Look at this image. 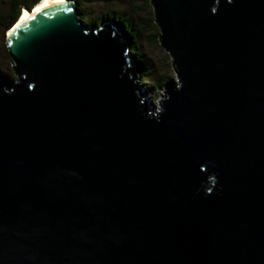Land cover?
I'll use <instances>...</instances> for the list:
<instances>
[{"label": "water", "instance_id": "water-1", "mask_svg": "<svg viewBox=\"0 0 264 264\" xmlns=\"http://www.w3.org/2000/svg\"><path fill=\"white\" fill-rule=\"evenodd\" d=\"M149 1L158 108L76 2L7 30L0 264H264V0Z\"/></svg>", "mask_w": 264, "mask_h": 264}, {"label": "trees", "instance_id": "trees-1", "mask_svg": "<svg viewBox=\"0 0 264 264\" xmlns=\"http://www.w3.org/2000/svg\"><path fill=\"white\" fill-rule=\"evenodd\" d=\"M40 1L6 0L5 9L0 13L1 32L5 34L20 18L23 10H32ZM72 1L77 3L78 15L87 26L99 28L105 23L113 25L127 45L131 59L142 81L151 85L150 88H162L167 82L172 81L171 77L168 76L154 78V65L140 51L142 41L160 47L158 44L159 29L154 24L153 10L149 0H132L126 9H112L95 17L86 13V4L89 0ZM138 3H141V6H137ZM4 50L9 57L5 45ZM9 79L14 80L15 77L12 78L11 76Z\"/></svg>", "mask_w": 264, "mask_h": 264}, {"label": "rangeland", "instance_id": "rangeland-1", "mask_svg": "<svg viewBox=\"0 0 264 264\" xmlns=\"http://www.w3.org/2000/svg\"><path fill=\"white\" fill-rule=\"evenodd\" d=\"M132 0H89L86 4V13L92 17H95L101 13L107 12L112 9H126ZM6 0H0V13L5 9ZM137 6H141L138 3ZM6 34H3L0 30V72L7 78H14V72L12 70V61L6 55L4 50ZM140 51L146 56V58L154 65V78L161 76L171 77L172 81H176V73L172 66V60L169 55L161 49L142 41L140 44ZM138 85L141 90V95L147 97L151 106L158 108L159 99L164 96V87L162 88H150L147 82L142 81L138 72Z\"/></svg>", "mask_w": 264, "mask_h": 264}, {"label": "bare ground", "instance_id": "bare-ground-1", "mask_svg": "<svg viewBox=\"0 0 264 264\" xmlns=\"http://www.w3.org/2000/svg\"><path fill=\"white\" fill-rule=\"evenodd\" d=\"M62 2H64V0H41L38 4L35 5V7L32 9L31 12H27L26 10H23V12L21 13V16L19 18V21L15 25L14 29L20 23H22L24 20H26L27 18H29L33 14H35V13H37V12H39V11L49 7V6H51V5L62 3ZM8 34H10V32Z\"/></svg>", "mask_w": 264, "mask_h": 264}]
</instances>
